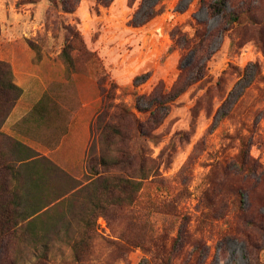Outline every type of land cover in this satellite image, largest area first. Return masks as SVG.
I'll use <instances>...</instances> for the list:
<instances>
[{"label":"trees","instance_id":"16d2710c","mask_svg":"<svg viewBox=\"0 0 264 264\" xmlns=\"http://www.w3.org/2000/svg\"><path fill=\"white\" fill-rule=\"evenodd\" d=\"M79 1L60 0L61 8L74 12ZM96 1L92 9L98 13L100 5L109 7L115 0ZM199 3L209 18L220 17L222 23L210 29L207 21L198 20L193 36L183 26L172 30L173 41L187 53L171 87L160 80L150 93L134 90L132 106L116 101L118 97L110 94L113 86L108 90L98 81L103 108L91 127L81 178L4 131L23 90L11 63L0 59V264H117L137 249L144 255L136 264H204L209 252L205 232L216 236L218 245L232 241L243 245L247 264H264V163L252 153L254 130L248 135L236 130L230 138L239 140L238 152L212 164L194 227L192 217L181 212L191 194L189 175L183 168L175 177L164 176L161 167L167 151L154 155L158 128L171 104L206 77L217 37L229 34L233 46L231 33H245L264 54V8L259 13L264 0H243L233 8L229 0ZM161 7L142 13V21L135 13L130 23L148 22L163 12ZM73 36L79 43L68 39L62 50L69 67L75 65L72 51L86 62L95 55L78 33ZM187 58L190 61L184 63ZM233 68L254 81L264 79L257 62L243 70ZM147 77L138 75L135 86ZM154 214L175 218V223L171 221L175 234L159 230ZM100 217L107 221L109 236L99 231Z\"/></svg>","mask_w":264,"mask_h":264},{"label":"rangeland","instance_id":"374dc122","mask_svg":"<svg viewBox=\"0 0 264 264\" xmlns=\"http://www.w3.org/2000/svg\"><path fill=\"white\" fill-rule=\"evenodd\" d=\"M157 1L115 0L109 7L100 5L97 13L95 8L92 9L97 5L96 0H80L74 12H64L60 0H0V59L20 61L29 56L30 50L47 73L64 77L63 82L51 85L53 95L40 97L38 103H63L71 110H67L68 116L78 113L91 120L88 150L91 127L103 108L100 81L108 90L113 86L110 94L118 97L116 101L122 99L133 106L134 90L150 93L160 80L171 87L177 79L187 50L173 41L171 32L175 27L183 26L184 31L193 36L198 20L207 21L210 29H216L222 23L220 17L209 18L199 0H164L163 4H157ZM241 2L243 0H229V5L233 8ZM153 7H161L163 12L142 25L130 23L135 13L138 12L137 20L142 21V13ZM263 8L260 7V15ZM74 33H78L95 55L86 62L79 52L72 51L75 65L69 67L62 50L68 39L74 44L79 43L72 38ZM231 34L235 38L233 46L229 34L216 38L213 55L207 62L206 77L171 104L169 114L157 130L160 141L153 147L156 156L161 150L167 151L161 167L164 176L175 177L185 168L190 177L191 194L182 203L181 212L192 217V227L197 223L199 196L212 164L238 152L239 140L230 138L236 130L247 135L249 130L255 131L252 153L264 163V79L254 81L251 75L240 76L233 68L243 70L248 63L257 62L264 74V54L245 33L233 31ZM170 47H173L171 52L168 51ZM121 60L124 63L119 62ZM189 61L187 58L184 63ZM120 65L125 73L129 69L132 71L129 78L127 76L131 84L126 87L113 78ZM143 74L148 77L135 86L136 77ZM37 98L22 93L16 106L36 102ZM8 120L3 129L13 136L17 125ZM65 125L61 121L56 125H37L21 120L16 134L18 139L43 155L48 149L57 147L53 141L59 138ZM25 128L30 132L23 131ZM87 150L82 158L72 154L71 148L50 157L57 158L59 165L81 178L86 172ZM153 219L159 230H168L171 236L175 234L176 228L171 224V221L176 222L175 218L154 214ZM98 223L99 231L109 236L111 230L105 218L100 217ZM205 237L209 252L204 264H247L240 243L232 241L228 245H218L216 236L211 237L205 232ZM143 255L140 249L134 250L127 261L117 264H136Z\"/></svg>","mask_w":264,"mask_h":264},{"label":"crops","instance_id":"0c3cea01","mask_svg":"<svg viewBox=\"0 0 264 264\" xmlns=\"http://www.w3.org/2000/svg\"><path fill=\"white\" fill-rule=\"evenodd\" d=\"M167 34L168 33L164 35ZM28 53L29 56L26 58L24 57V59L20 61H17L15 58L10 59L9 61L14 71L16 83L22 88L23 94L37 96L38 98L35 100L36 102L23 105L24 107H21L19 104L15 107L8 120V123L15 122L13 124L17 125V127H15V133L13 136L18 138L16 133H18V129L20 128L21 120L29 123L34 122L37 125H45L48 123H53L56 125L58 121H61L62 125H65V123L66 125L64 126L62 134L59 135V138H55L56 140L53 141V144H57V147L51 150L48 149L43 155H49L48 157L51 158L50 156L52 154L57 156L59 151L71 148L72 154L77 155V157L80 158L84 157L88 142L90 140L91 120L78 115V113H75L74 115L72 114V116L69 114L68 116L67 110L68 112H71V110L63 103H51L50 101V104L44 102L38 103L40 97L53 95L52 93H54V90L51 88L53 83L63 82L65 79L64 77H58L47 73L40 63L35 61L34 56L30 53V50H28ZM123 61L124 60H121L119 62ZM20 64L23 65V67ZM120 67L121 65L116 70L114 74L115 77L113 78L115 79L116 83L121 85L123 84V86L126 87L127 85L131 84V79L128 78L132 74V71L129 69V71L125 73L126 70L124 71L123 69H120ZM124 69H126V67ZM134 72L135 74L137 73V71ZM50 89H52L53 92L50 91ZM66 116H68V118ZM24 130L26 132H30L29 128H25L23 131ZM24 143L29 145L27 142ZM29 146L32 147L31 145ZM32 148L35 149L34 147ZM35 150L38 151L37 149ZM53 159H55L54 161L56 162L57 158Z\"/></svg>","mask_w":264,"mask_h":264}]
</instances>
